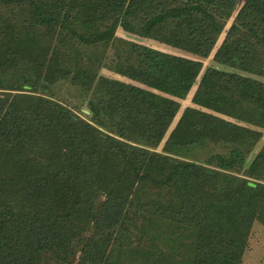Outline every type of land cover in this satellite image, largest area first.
I'll return each instance as SVG.
<instances>
[{"label":"trees","instance_id":"16d2710c","mask_svg":"<svg viewBox=\"0 0 264 264\" xmlns=\"http://www.w3.org/2000/svg\"><path fill=\"white\" fill-rule=\"evenodd\" d=\"M0 22V264H70L78 253L120 264L125 234L148 235L146 221L188 254L138 264H242L254 223L264 225V148L246 168L261 133L203 109L264 129V82L252 77L264 79V0H0ZM119 29L202 58L216 49L231 70L202 75L163 153L147 148L162 143L203 64ZM62 81L91 91L89 119L47 97ZM204 145L219 171L186 160Z\"/></svg>","mask_w":264,"mask_h":264},{"label":"rangeland","instance_id":"374dc122","mask_svg":"<svg viewBox=\"0 0 264 264\" xmlns=\"http://www.w3.org/2000/svg\"><path fill=\"white\" fill-rule=\"evenodd\" d=\"M3 26L4 23L0 22L1 29L3 28ZM117 36L119 38L134 41L142 45L160 50L165 53L200 61L203 64V70L197 80L196 85L189 93V95L186 97V99L181 101V105H182L181 111L174 119L162 143L157 148H147L152 152L163 153V148L165 146V143L169 138L170 133L175 129L178 121L180 120L182 112L185 110V108L193 106L192 104L193 94L198 86L199 81L201 80L202 75L211 68L226 70V71H231V70L220 66L218 63L214 61V53L216 49L208 58H202L193 55L191 53L176 48H172L157 41L130 34L124 31L123 29H119L117 31ZM224 37L225 35H222V37L219 39L217 47L223 42ZM114 52L115 50L111 49L110 54L112 55V53ZM99 74L101 76H105L113 80L122 81L127 84H133L147 89L146 86L139 84L138 82L131 80L127 76L118 74L108 68H102ZM252 77L264 82V79L261 77H257V76H252ZM48 95H49L47 96L48 98H51L52 100L60 103L64 107L72 110L75 113H78L82 118L89 119L88 116L86 115L89 114V110H88L89 101L92 98L91 91H85L82 88L74 85L71 81H62L59 82L56 86H54L52 89H50ZM203 110L206 111L207 113H211L218 117H221L222 119H225L235 125L247 127L251 130L259 131L261 133L260 134L261 138L258 144L252 149V152L247 156L248 163L246 165V168H248L249 163H251L264 148V129L258 128L253 125H248L245 122L225 116L223 114L214 113V111L212 112L206 109ZM214 147L215 146H208V145L198 146L191 151V155H189L190 157H188V159L186 160L191 161L196 159L199 163H201V165H203L208 170L219 171L220 169L215 164L207 163L206 161L205 162L203 161V159H206L205 156H208L210 152L214 150ZM228 148L230 147L228 146ZM228 148L226 147L217 148V151L219 154L225 155L228 152ZM234 174L244 177V169H242L241 171H235ZM102 199L103 198L100 197L99 201H101ZM141 225H142L141 223L138 224L139 227H141ZM119 230L120 229L117 228V232ZM145 230L147 231L148 235H144L143 231L137 232L135 229H133V226L130 227V231L125 234V237L122 240L123 243L127 242V245H124L122 248L121 247L118 248L120 252L115 253L116 256L113 257L115 259V262L117 261L119 263L120 260V264H138L136 262V259L140 258L141 256H144V253H148L147 256H152L156 258L165 257V255H169L168 257L174 255L177 257H182L188 254L187 249L183 248L182 244L179 243L172 244V241L169 240L167 237V233H165V231L167 230L165 226L162 227L161 224L155 223L153 221L152 222L146 221ZM155 230L156 233H154ZM150 235L153 236L154 238L151 237ZM171 249L173 252L171 251ZM175 256L174 258H176ZM41 261L42 262L39 264H59L54 260L48 259L47 256H43L41 258ZM70 264H89V263H87L84 260V258L81 256V254L78 253V255L74 257V259ZM167 264H172V262L169 261V263ZM242 264H264V225L260 224L259 222L254 223L252 227L248 246L243 256Z\"/></svg>","mask_w":264,"mask_h":264}]
</instances>
